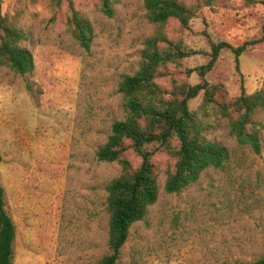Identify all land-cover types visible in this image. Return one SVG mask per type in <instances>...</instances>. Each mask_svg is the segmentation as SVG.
Segmentation results:
<instances>
[{"label": "rangeland", "instance_id": "obj_1", "mask_svg": "<svg viewBox=\"0 0 264 264\" xmlns=\"http://www.w3.org/2000/svg\"><path fill=\"white\" fill-rule=\"evenodd\" d=\"M102 0H74L95 27L90 50L81 47L66 26L67 11L50 0H2V10L16 15L28 34L35 70L27 76L0 70V181L6 206L17 225L15 264H95L109 252L106 185L122 173L117 162H103L97 150L114 121L126 117L119 82L139 68L144 40L156 32L144 0H118L114 15L101 11ZM189 1V0H187ZM264 1V0H262ZM264 3L229 0L204 6L190 28L177 19L165 27L198 51L183 67L168 65L170 76L157 82L172 88V78L199 82L195 68L210 59L213 41L234 45L262 35ZM241 74L248 93L264 84V42L241 56L221 51L210 82L240 94ZM27 81L42 93L36 100ZM203 93L189 101L192 110ZM208 137L228 148L220 168L209 167L199 180L178 193L164 186L174 159L155 155L158 201L135 223L119 264H241L264 253V130L262 151L239 144L227 120ZM134 166L140 158L130 152Z\"/></svg>", "mask_w": 264, "mask_h": 264}, {"label": "trees", "instance_id": "obj_2", "mask_svg": "<svg viewBox=\"0 0 264 264\" xmlns=\"http://www.w3.org/2000/svg\"><path fill=\"white\" fill-rule=\"evenodd\" d=\"M118 0H102L100 9L108 16L114 15ZM229 0H144L147 16L156 26V32L144 40L138 70L126 74L119 82L126 117L111 126L106 142L99 146L97 157L103 162H117L122 173L106 185L109 252L95 264H119L123 246L128 241L133 225L145 219L150 206L160 195L157 164L154 157L164 153L174 159L167 171L164 189L178 193L197 182L209 167L220 168L229 158L228 148L208 137L226 119L229 132L239 144H249L256 153L262 151L261 132L264 130V84L248 93L241 74L240 94L230 96L222 82H210L209 72L219 59L221 51L230 50L236 56L239 70L240 56L249 48L264 42L262 35L234 45L222 40L215 42L210 34L211 53L207 63L186 68L194 72L199 82L191 84L172 78L169 90L157 78L170 76L169 64L183 67V59L198 51L187 48L182 38H170L165 27L177 19L180 29L190 28L193 18L199 16L204 6H215ZM247 5L264 3L262 0H242ZM51 6L67 11L66 26L76 42L90 50L95 38L91 20L76 8L74 0H50ZM28 34L19 24L16 15L2 10L0 0V70L8 69L17 75L27 76L35 70L32 50L25 44ZM26 88L38 100L42 93L34 83L27 81ZM203 93L202 101L192 110L189 101ZM130 152L140 158L137 166ZM3 156L0 153V163ZM17 225L6 206V190L0 181V264H15ZM241 264H264V253L256 260Z\"/></svg>", "mask_w": 264, "mask_h": 264}]
</instances>
